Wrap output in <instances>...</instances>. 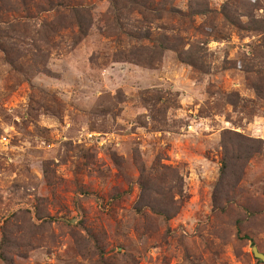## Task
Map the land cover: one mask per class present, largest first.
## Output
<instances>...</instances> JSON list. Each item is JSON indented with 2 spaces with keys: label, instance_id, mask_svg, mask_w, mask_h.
<instances>
[{
  "label": "rangeland",
  "instance_id": "rangeland-1",
  "mask_svg": "<svg viewBox=\"0 0 264 264\" xmlns=\"http://www.w3.org/2000/svg\"><path fill=\"white\" fill-rule=\"evenodd\" d=\"M132 1L0 0V264H264V0Z\"/></svg>",
  "mask_w": 264,
  "mask_h": 264
},
{
  "label": "trees",
  "instance_id": "trees-1",
  "mask_svg": "<svg viewBox=\"0 0 264 264\" xmlns=\"http://www.w3.org/2000/svg\"><path fill=\"white\" fill-rule=\"evenodd\" d=\"M49 1H50V4H52V6L56 8V10L73 11L76 14H78V16L81 15L83 18L86 19L87 13L85 12L84 8L79 6V5H77L76 3H74L73 0H49ZM132 2H134V4L142 3V5L145 3L144 1H137V0H133ZM144 5H148L149 6V4H144ZM167 9H169L170 12H172V13L176 12V10L174 8L170 7V6L167 7ZM161 45H164V49L165 48L168 49V46H166L167 44L164 43V44H161ZM224 172H225V169H224ZM120 195L122 196V194H120ZM160 214L164 215V217L166 219L170 218V215L167 214L164 211H160ZM1 247L3 248V244H1ZM2 255H3L4 261L6 263H8V264H11L10 260L5 255V252H3Z\"/></svg>",
  "mask_w": 264,
  "mask_h": 264
},
{
  "label": "water",
  "instance_id": "water-1",
  "mask_svg": "<svg viewBox=\"0 0 264 264\" xmlns=\"http://www.w3.org/2000/svg\"><path fill=\"white\" fill-rule=\"evenodd\" d=\"M253 252L255 254L256 257H258L259 259H261L262 261H264V253L260 252L258 247H253Z\"/></svg>",
  "mask_w": 264,
  "mask_h": 264
}]
</instances>
